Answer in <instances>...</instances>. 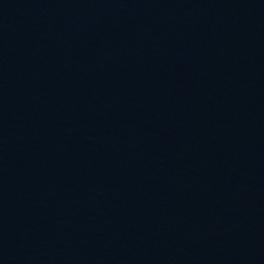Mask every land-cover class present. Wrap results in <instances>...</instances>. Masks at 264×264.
Segmentation results:
<instances>
[{
    "label": "water",
    "instance_id": "95a60500",
    "mask_svg": "<svg viewBox=\"0 0 264 264\" xmlns=\"http://www.w3.org/2000/svg\"><path fill=\"white\" fill-rule=\"evenodd\" d=\"M0 264H264V0H0Z\"/></svg>",
    "mask_w": 264,
    "mask_h": 264
}]
</instances>
